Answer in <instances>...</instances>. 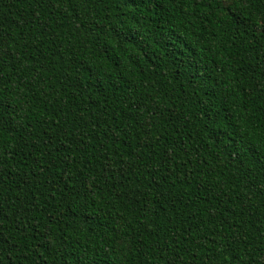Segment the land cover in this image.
<instances>
[{
    "label": "trees",
    "instance_id": "trees-1",
    "mask_svg": "<svg viewBox=\"0 0 264 264\" xmlns=\"http://www.w3.org/2000/svg\"><path fill=\"white\" fill-rule=\"evenodd\" d=\"M264 0H0V264H264Z\"/></svg>",
    "mask_w": 264,
    "mask_h": 264
},
{
    "label": "snow or ice",
    "instance_id": "snow-or-ice-1",
    "mask_svg": "<svg viewBox=\"0 0 264 264\" xmlns=\"http://www.w3.org/2000/svg\"><path fill=\"white\" fill-rule=\"evenodd\" d=\"M264 123V121H262ZM256 143L264 144V127H260L256 130Z\"/></svg>",
    "mask_w": 264,
    "mask_h": 264
}]
</instances>
